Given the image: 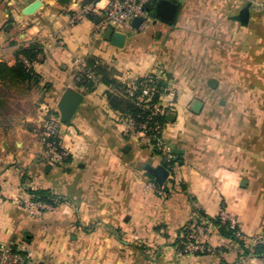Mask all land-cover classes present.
I'll list each match as a JSON object with an SVG mask.
<instances>
[{"label": "crops", "instance_id": "obj_1", "mask_svg": "<svg viewBox=\"0 0 264 264\" xmlns=\"http://www.w3.org/2000/svg\"><path fill=\"white\" fill-rule=\"evenodd\" d=\"M94 4L107 1L0 0V63L15 67L27 61L25 51H39L30 64L38 80L19 88L0 82V244H13L31 264H264V254H242L264 244V188L235 164L237 151L205 136L215 100L230 108L222 98L235 92L239 52L264 55V0H182L172 23L153 17L145 30L117 29L127 37L122 47L83 15ZM248 5L247 26L231 20ZM89 61L104 70L93 76V92L76 85ZM151 74L178 87L164 96L175 114L164 140L184 154L168 166L166 197L145 169L162 165V156L145 138L126 137L121 112L108 102V93L123 95L122 85ZM68 89L84 100L61 125L69 157L53 164L43 130L49 120L61 122ZM38 190L60 198L52 211L29 209ZM222 213L237 239L210 221ZM186 232L192 241L179 243ZM195 243L210 251L186 252Z\"/></svg>", "mask_w": 264, "mask_h": 264}, {"label": "built area", "instance_id": "obj_2", "mask_svg": "<svg viewBox=\"0 0 264 264\" xmlns=\"http://www.w3.org/2000/svg\"><path fill=\"white\" fill-rule=\"evenodd\" d=\"M107 5L104 8H98L97 4L85 7L83 15L90 16L95 21L96 32L103 33L108 28H113L115 31L120 27H126L132 30H145L153 22L151 8L155 9L156 4L160 0H106ZM141 19L142 23L138 28L133 26L135 19ZM26 62V60H24ZM85 67L78 71L76 80L80 81L82 76L86 75L92 78L93 74L87 72ZM149 82L161 80L162 75L151 74L147 76ZM178 87L174 84L171 88H167L165 94L158 101H154L156 95V87L145 83L137 84L136 81L126 85L124 95L137 106L139 109L148 111L143 122L139 123L138 118L132 113L120 114L118 117L119 123L123 127V133L126 137L145 138L154 148L162 151L165 162L173 160L171 147L164 140L165 125L161 118L167 116L171 112V104L165 101L166 94L174 96ZM143 118V117H142ZM62 123L59 120H49L43 130V142L48 148V158L53 164H62L67 161L69 153L62 147L59 140ZM153 141L156 144H152ZM155 188V185L150 184ZM156 193L159 197H166L167 192L164 187L156 188ZM30 210L52 211L53 207L42 202H29L27 204ZM224 223H229L231 220L226 213L221 215ZM232 221V220H231ZM210 251L208 247L195 243L190 244L186 248V252H205ZM0 264H31L29 256L13 244H0Z\"/></svg>", "mask_w": 264, "mask_h": 264}, {"label": "rangeland", "instance_id": "obj_3", "mask_svg": "<svg viewBox=\"0 0 264 264\" xmlns=\"http://www.w3.org/2000/svg\"><path fill=\"white\" fill-rule=\"evenodd\" d=\"M238 60V68L233 71L235 92L222 98L230 108L221 110L220 99L215 100L210 109L214 114L212 127L205 136L214 145H230L237 151L235 164L244 167L247 177L264 188V55L256 50L251 55L243 51Z\"/></svg>", "mask_w": 264, "mask_h": 264}, {"label": "trees", "instance_id": "obj_4", "mask_svg": "<svg viewBox=\"0 0 264 264\" xmlns=\"http://www.w3.org/2000/svg\"><path fill=\"white\" fill-rule=\"evenodd\" d=\"M62 4H69L71 0H58ZM151 15L152 17H156L154 9L151 8ZM24 57L27 59L25 62L24 60H19V62L16 64L15 67H10L5 63H0V82L6 86L7 88H19L21 86H24L26 84L32 83L33 79H37V75L34 72V69L30 67L34 62L38 61V54L39 51L35 50H28L25 51ZM29 62V64L27 63ZM31 64V65H30ZM87 72H91L93 76H98L100 74H104L103 67L100 65H97L95 61H89L87 63L86 67ZM108 82V81H107ZM109 83V82H108ZM137 84L145 83L148 85H153L156 87V95L154 97V101H158L159 98L165 94V91L167 89L166 83L163 79L161 80H155L153 83L149 82L148 77L139 78L136 81ZM96 80L95 78H88L86 75L82 76L80 81L76 82V85L78 88H84L88 92H93L96 88ZM126 85H122L121 92L123 95H117L114 93H108V102L111 107V109L115 111L121 112V114H128L132 113L136 116L141 115V118H138L139 123L143 122L144 117L147 116L148 111L144 109H139L137 106L133 103L132 100L128 99L126 95H124ZM167 116L161 118V121L166 124L167 123ZM152 144H156L155 141H153ZM154 152L157 155L162 156L163 162H165L164 154L162 151H159L157 148L154 149ZM176 162H179V160L171 161L169 166L172 167L175 165ZM152 179H154L153 175L149 174ZM166 187V185H164ZM166 192L168 193L167 189L165 188ZM32 201L33 202H42L46 203L52 206L56 205V201L59 202L60 198L55 197L53 194H51L49 191L44 190H38V191H32ZM204 216V215H203ZM206 216V215H205ZM213 225L217 226L219 228V231L222 235L231 238V239H237V231L236 229H232L229 223H223L221 218L217 219H210ZM187 239V240H186ZM191 237L190 235H187V232L185 233V236L183 239H180L179 243L185 244L186 241H188ZM243 246V245H242ZM183 247V244L180 245V248ZM244 247V246H243ZM243 256H250L251 254H254L256 256H261L264 254V244H258L255 246L254 250L251 251L249 249L243 248Z\"/></svg>", "mask_w": 264, "mask_h": 264}, {"label": "water", "instance_id": "obj_5", "mask_svg": "<svg viewBox=\"0 0 264 264\" xmlns=\"http://www.w3.org/2000/svg\"><path fill=\"white\" fill-rule=\"evenodd\" d=\"M181 3L182 0L179 1V4ZM179 4H175L172 0H160L156 4L154 9L156 17L166 23H172L178 11ZM25 14H31V13L28 12L26 13L25 11ZM250 15H251L250 5H248L245 8H243L237 16L231 17V20L239 22L242 26H247L250 21ZM141 23L142 20L137 18L133 21V26L135 28H138ZM126 38L127 37L125 34L118 33L113 28H108L106 30L105 39L107 41H112L113 44L117 47L124 46ZM212 87L214 86L212 85ZM83 100H84V96L78 91L68 89L64 93L58 107L61 114V123L68 124L71 122L72 118L76 114ZM201 107H202L201 102L199 101L194 102L193 110L198 111V109ZM174 118H175L174 113H169L166 117L168 122H173ZM172 154L176 155V159L179 160L180 156L184 154V151L174 149L172 150ZM145 169L148 173H150L155 177L156 183L160 186L165 185V183L169 178L170 173L168 170L167 162H164L162 165L158 167H152L151 165H147Z\"/></svg>", "mask_w": 264, "mask_h": 264}, {"label": "bare ground", "instance_id": "obj_6", "mask_svg": "<svg viewBox=\"0 0 264 264\" xmlns=\"http://www.w3.org/2000/svg\"><path fill=\"white\" fill-rule=\"evenodd\" d=\"M39 7V4L32 6L31 8H29L28 10H26V13H33L37 8Z\"/></svg>", "mask_w": 264, "mask_h": 264}]
</instances>
